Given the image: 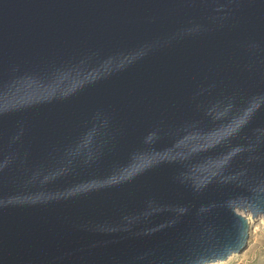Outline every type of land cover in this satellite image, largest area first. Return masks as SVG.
I'll list each match as a JSON object with an SVG mask.
<instances>
[{
	"label": "water",
	"instance_id": "obj_1",
	"mask_svg": "<svg viewBox=\"0 0 264 264\" xmlns=\"http://www.w3.org/2000/svg\"><path fill=\"white\" fill-rule=\"evenodd\" d=\"M264 219V0H0V264H209Z\"/></svg>",
	"mask_w": 264,
	"mask_h": 264
},
{
	"label": "rangeland",
	"instance_id": "obj_2",
	"mask_svg": "<svg viewBox=\"0 0 264 264\" xmlns=\"http://www.w3.org/2000/svg\"><path fill=\"white\" fill-rule=\"evenodd\" d=\"M250 244L240 254H233L227 260L209 264H264V219L249 221Z\"/></svg>",
	"mask_w": 264,
	"mask_h": 264
},
{
	"label": "bare ground",
	"instance_id": "obj_3",
	"mask_svg": "<svg viewBox=\"0 0 264 264\" xmlns=\"http://www.w3.org/2000/svg\"><path fill=\"white\" fill-rule=\"evenodd\" d=\"M245 215L248 218V220L251 221V214L249 212H246ZM219 262H222V261H219Z\"/></svg>",
	"mask_w": 264,
	"mask_h": 264
}]
</instances>
